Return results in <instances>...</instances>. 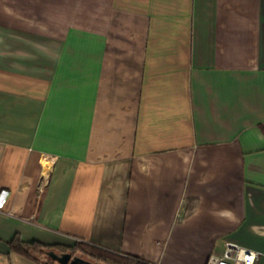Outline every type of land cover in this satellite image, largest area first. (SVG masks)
Returning <instances> with one entry per match:
<instances>
[{
	"label": "crops",
	"instance_id": "obj_1",
	"mask_svg": "<svg viewBox=\"0 0 264 264\" xmlns=\"http://www.w3.org/2000/svg\"><path fill=\"white\" fill-rule=\"evenodd\" d=\"M263 125L264 0H0V264H264Z\"/></svg>",
	"mask_w": 264,
	"mask_h": 264
},
{
	"label": "trees",
	"instance_id": "obj_2",
	"mask_svg": "<svg viewBox=\"0 0 264 264\" xmlns=\"http://www.w3.org/2000/svg\"><path fill=\"white\" fill-rule=\"evenodd\" d=\"M263 129H264V125H263ZM9 244L13 250H16L21 255L36 260L37 262H40L42 264H46V262H44L40 256L45 253L48 255L47 251L51 247H58V246L67 247L74 251L80 250L85 255L106 264H152L149 261H146L138 256L127 253L113 252L103 247L87 243L85 241H76L72 245L63 246L57 244L47 245L37 240L24 242L21 239L14 238L9 242Z\"/></svg>",
	"mask_w": 264,
	"mask_h": 264
},
{
	"label": "built area",
	"instance_id": "obj_3",
	"mask_svg": "<svg viewBox=\"0 0 264 264\" xmlns=\"http://www.w3.org/2000/svg\"><path fill=\"white\" fill-rule=\"evenodd\" d=\"M45 182H47L46 176L42 183ZM260 255L259 251L226 242L221 254H212L207 264H256Z\"/></svg>",
	"mask_w": 264,
	"mask_h": 264
},
{
	"label": "rangeland",
	"instance_id": "obj_4",
	"mask_svg": "<svg viewBox=\"0 0 264 264\" xmlns=\"http://www.w3.org/2000/svg\"><path fill=\"white\" fill-rule=\"evenodd\" d=\"M49 251H54V252H56V253H61V252H69V253H71L73 256H79V257H81V258H83V259H85V260H88V261H91L92 263H95V264H106V263H103V262H99V261H97V260H95V259H93V258H91V257H89V256H87V255H85L83 252H81L80 250H72V249H69V248H67V247H60V246H58V247H51L50 249H49ZM41 259H43V261L44 262H46V264H60L59 262H57V261H55V260H53L50 256H48L46 253L45 254H42L41 256ZM19 259H21V258H19ZM22 261H24V260H22ZM43 262V263H44ZM15 264H32L31 262H26V263H23V262H17L16 263V261H15Z\"/></svg>",
	"mask_w": 264,
	"mask_h": 264
},
{
	"label": "water",
	"instance_id": "obj_5",
	"mask_svg": "<svg viewBox=\"0 0 264 264\" xmlns=\"http://www.w3.org/2000/svg\"><path fill=\"white\" fill-rule=\"evenodd\" d=\"M48 255L60 264H95L79 256H73L69 252L56 253L54 251H49Z\"/></svg>",
	"mask_w": 264,
	"mask_h": 264
}]
</instances>
